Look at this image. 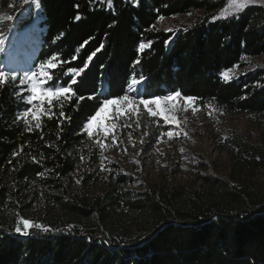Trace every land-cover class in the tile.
I'll list each match as a JSON object with an SVG mask.
<instances>
[{"label": "trees", "instance_id": "obj_1", "mask_svg": "<svg viewBox=\"0 0 264 264\" xmlns=\"http://www.w3.org/2000/svg\"><path fill=\"white\" fill-rule=\"evenodd\" d=\"M38 2L45 30L34 65L56 63L47 67L55 86L103 48L39 128L17 119L27 95L19 77L0 85V264H264V142L226 138L228 172H205L190 186L142 181L132 190L133 178L110 170L90 192L98 156L83 132L105 99L141 76L143 98L179 91L223 113L263 114L264 7L220 16L227 0ZM171 17L183 19L180 29L155 26ZM233 68L240 73L225 79ZM24 219L48 231L24 234Z\"/></svg>", "mask_w": 264, "mask_h": 264}, {"label": "rangeland", "instance_id": "obj_2", "mask_svg": "<svg viewBox=\"0 0 264 264\" xmlns=\"http://www.w3.org/2000/svg\"><path fill=\"white\" fill-rule=\"evenodd\" d=\"M18 1L23 0H14L9 4ZM236 3L237 0H227L220 16H228L241 11L234 7ZM246 4L247 6L256 4L264 7V0H246ZM43 20L42 8L36 0V3H32L28 8L27 14L18 20V31H23L36 22L43 35L45 30ZM182 21L180 17L159 18L155 26L167 31H175L181 28ZM4 58V54H1L0 63ZM34 60L27 68L18 70L6 69L0 65V70L6 74L11 76L15 73L19 80L24 79L22 86L27 94L26 107L18 113V117L27 121L34 120L31 115L28 117L22 115L28 107H33L34 110L43 107L48 110L49 105L47 101L42 103L40 100L27 103V97L31 95V91L26 73L29 76L36 73L35 82L38 85L43 82L47 86L44 75L48 74L49 63L35 66ZM259 60L264 61V57ZM225 73L227 78L224 75L223 77L231 79L240 73V69L233 68L223 74ZM42 91L43 89L38 87L37 94L39 95ZM141 93V82L137 85V93L127 88V94L135 97L137 108L125 115H120L116 106H108L105 113H102L96 121L91 122L93 131L91 137L84 130L85 124L90 119L84 124L83 132L94 142L93 150L98 156V162L89 171L94 176H98L99 181L88 184L90 192L98 191L104 186L102 180L110 170H117L133 178L134 183L130 186L132 190H137L142 181L161 182L171 187L190 186L197 182L200 174L205 172L222 175L228 172L231 158L220 147L226 138L239 135L251 142H264V113L260 115L223 113L209 103H201L195 99L186 102L185 97L181 95L175 101L163 100L161 102V108L164 109L169 120L175 118L174 123H168L163 116H153L142 104H139ZM151 98L153 97L143 99ZM173 104L176 105L175 108ZM151 107L153 111L158 112L156 105ZM127 108L128 105H124V109ZM43 114L40 113L38 119ZM106 116L109 118L105 119ZM101 124L107 125L110 129L107 135L101 129ZM169 132L172 136L167 135ZM113 137L116 138L115 142H113ZM101 144L104 145L103 148ZM81 169L85 170V166ZM216 195L214 192H207V197L210 199L215 198Z\"/></svg>", "mask_w": 264, "mask_h": 264}, {"label": "snow or ice", "instance_id": "obj_3", "mask_svg": "<svg viewBox=\"0 0 264 264\" xmlns=\"http://www.w3.org/2000/svg\"><path fill=\"white\" fill-rule=\"evenodd\" d=\"M33 3H35V0H32ZM134 4H138V0H133ZM108 6L111 7L112 6V0H108ZM246 0H237V3L234 5V7H236L238 10H242L244 7H246ZM75 19L77 21H79L81 19V17L79 15H77L75 17ZM162 19V18H161ZM213 19H215V17H213ZM88 41H85L84 43L87 44ZM151 43V42H149ZM167 43V41H166ZM0 44H2V40H0ZM81 47H83V45H81ZM140 49H144L146 47V45L144 43H141L139 45ZM103 48V44L100 45L99 48L96 49L95 52H93L91 55L88 56L87 60L85 61L84 67L83 68H68L67 72L65 73V75H69L71 74V83H69L66 87L65 86H55V80L54 77L50 74H45L44 75V81H47L51 84V86H45L43 82H41V84H37L35 82V78H36V73H32L31 76H29L27 73L25 74V76L29 79L30 81V91H31V95L27 97V103H31L33 100H40L42 103L44 101H47V103L49 105L52 104L53 100H59L62 97H67L68 99H71L72 96L75 95V92L73 91V86L76 85L78 83V80L76 79V77H78L79 75H81L85 69H87L88 67V63L93 59V57L96 55V52H99L101 49ZM53 60L56 59V57L54 56L52 58ZM138 63V62H137ZM48 67L51 70H55L57 69L58 65L56 63H49ZM8 74H6L3 70H0V85L3 86H7V82L5 80V77ZM225 76V78H227V74H223ZM17 79L16 74L12 73L11 74V80L14 82ZM145 79V77L141 76L140 80H136L135 78H133L130 83L128 84V90L133 92V93H137V85L143 81ZM20 84L24 85V79L21 78L20 79ZM38 87L42 88L43 91L38 95L37 94V89ZM181 93L179 91L172 93L171 95L167 96V97H160V96H155L151 99H143L142 97L139 100V104H142L144 106V108L153 116L156 115H160L163 116L164 120L168 123H174L175 122V118H173L172 120H169L168 116L165 115L164 113V109L161 108V102L163 100L166 101H175L177 97H180ZM81 100L84 99L83 97L80 98ZM185 101H193L195 98L193 97H185L184 98ZM116 106L117 107V112L120 115H125L127 112H132L134 109L137 108V101L135 99L134 96H130L127 93L119 96V97H115L112 99H105L102 102V105L100 106V108L96 111V113L94 115L91 116L90 121L88 123L85 124V129L87 131V134L89 137H91L93 135V131H92V121H96L98 119V117L101 116L102 113H105L106 109L108 108V106ZM124 105H128V108L125 110L124 109ZM152 105H156L158 112L157 111H153L152 109ZM176 105L173 104V108H175ZM48 111H50V109L45 110L43 107L37 108V109H33V107H28L26 109V111L23 112V117H28L29 115L32 116V118L34 120H37V124L36 127L39 128L40 127V123L38 121V116L40 113H44L47 114ZM64 112L61 111L60 112V116L64 117ZM49 118H51V116H49ZM67 119V117H65ZM109 117H105V119H108ZM17 119H19V117H17ZM25 123L27 124L28 121L25 120ZM101 129L104 131L105 135L108 134L109 132V128L107 127V125L101 124L100 125ZM113 127H115V125H113ZM130 127V125H129ZM32 129L29 127L28 131H31ZM167 135L172 136V133L169 132L167 133ZM116 138L113 137V142H115ZM101 147L103 148L104 145L101 144ZM16 153H13V156H15ZM103 167V166H102ZM38 175H41L38 173ZM79 183V181H77ZM23 226H24V234H27V229L35 226L38 228H43V226L37 224V225H33L32 222L30 220L24 219L22 220ZM44 231H48L47 228H43ZM16 232H21L22 229L20 227H16L15 229Z\"/></svg>", "mask_w": 264, "mask_h": 264}, {"label": "bare ground", "instance_id": "obj_4", "mask_svg": "<svg viewBox=\"0 0 264 264\" xmlns=\"http://www.w3.org/2000/svg\"><path fill=\"white\" fill-rule=\"evenodd\" d=\"M32 3V0H23L7 6L0 4V55L5 57L1 67L12 70L27 68L36 57L41 43L37 23L18 31V20L27 14Z\"/></svg>", "mask_w": 264, "mask_h": 264}]
</instances>
